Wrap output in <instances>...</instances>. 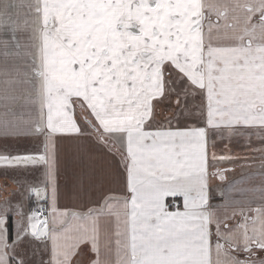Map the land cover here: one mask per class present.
Returning a JSON list of instances; mask_svg holds the SVG:
<instances>
[{
	"label": "snow or ice",
	"instance_id": "obj_1",
	"mask_svg": "<svg viewBox=\"0 0 264 264\" xmlns=\"http://www.w3.org/2000/svg\"><path fill=\"white\" fill-rule=\"evenodd\" d=\"M0 36V264H264V183L213 195L264 169V0H0Z\"/></svg>",
	"mask_w": 264,
	"mask_h": 264
},
{
	"label": "crops",
	"instance_id": "obj_2",
	"mask_svg": "<svg viewBox=\"0 0 264 264\" xmlns=\"http://www.w3.org/2000/svg\"><path fill=\"white\" fill-rule=\"evenodd\" d=\"M0 38H7L0 36ZM17 61L15 58H9L7 64L8 67H12L16 64ZM5 66V61L2 56V50H0V70H2ZM217 151L227 152L229 148H226L224 143L217 141ZM230 150L233 154H241L243 156L244 149L238 143H233L230 146ZM261 161L258 157L252 156H243L240 163L235 167L229 165L228 167L231 169L226 174V179L223 181H215L214 183L218 185V191L214 189V202H223L224 199L231 197L233 200L240 201H249L253 200V193L248 191L253 188L261 187L262 183H264V169L260 167ZM4 178L0 176V184H3ZM15 187L9 181V189H13ZM235 189H243L245 191H237ZM258 196V194H257ZM182 206V200L179 201ZM34 201H28V207H34ZM255 207L256 204L253 203Z\"/></svg>",
	"mask_w": 264,
	"mask_h": 264
}]
</instances>
